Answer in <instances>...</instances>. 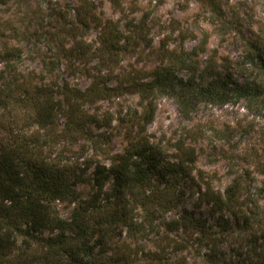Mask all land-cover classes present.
<instances>
[{"label":"trees","instance_id":"trees-1","mask_svg":"<svg viewBox=\"0 0 264 264\" xmlns=\"http://www.w3.org/2000/svg\"><path fill=\"white\" fill-rule=\"evenodd\" d=\"M7 1L0 0V4ZM34 13L38 16L27 17L25 25L8 26L7 21L0 25V63L4 66L0 69V264H95L99 254L111 264L135 263L130 254L116 253L115 229H126L135 237L140 230L136 225L141 222L134 219L137 209L150 216L170 212L180 202L182 186H191L195 179L193 147L180 141L175 152L166 153L147 133L156 100L162 96L175 99L179 112L187 118L200 104L221 105L244 99L250 112L264 116V51L257 48V38L243 36L241 61L226 64L215 56L199 60L195 48L175 52L163 46L154 56L158 62L154 68L136 71L126 82L118 81L113 86L100 79L102 82L95 80L80 89L71 87L55 70L61 58L74 63L87 57L88 51H82L76 45L78 41L69 46L67 40H76L79 28L87 26L88 20H96L93 5L88 3L77 9L70 20L61 9H39ZM46 18L66 34L61 37L57 30L50 32L42 27ZM37 24L41 29L36 28ZM143 28L142 23L133 27L132 32H139L140 41L132 47L131 54L140 44L150 46ZM47 34L52 36L56 54L43 62V69L54 77H42L37 82L29 76V80L21 78L15 69L22 56L21 42L34 44ZM118 34L122 35L116 32V39L103 42L98 50L107 48L106 61H113L118 54L117 43L126 42ZM125 44L122 43L124 50ZM201 45H206V38ZM125 92L137 94L141 106L140 111L122 119L127 126L125 150L110 155L108 165L94 159L79 163L73 158L80 156L66 155L70 150L67 146L79 139L91 141L95 151L107 140L105 132L96 134L90 128H108L111 119L106 114L99 117L89 113L85 105ZM20 104L25 124L15 130L12 124L16 122L9 124L5 118ZM215 135L224 137L221 131L215 130ZM90 168L92 188L84 197L77 186L87 182ZM202 200L217 215L220 236L205 218L186 210L178 219L166 222L168 230L187 231L189 238L205 247L204 264H264V218L258 206H248L243 175H234L223 191L214 192L205 184ZM55 201L74 204L68 217L60 216ZM223 213L233 218L234 225ZM236 226L249 230L252 240L246 258L229 262L222 257L219 244L234 233ZM184 243L174 240L169 244L173 248L177 247L175 244L185 246ZM110 250L115 252L113 257L107 255ZM165 251L166 247L156 245L154 251L147 252L164 259Z\"/></svg>","mask_w":264,"mask_h":264},{"label":"rangeland","instance_id":"rangeland-1","mask_svg":"<svg viewBox=\"0 0 264 264\" xmlns=\"http://www.w3.org/2000/svg\"><path fill=\"white\" fill-rule=\"evenodd\" d=\"M88 3L94 7L96 20H88L85 27L80 25V36L76 40H67L69 46L78 41L76 45L82 47V51H88L87 57L74 63L61 58L55 70L71 87L85 89L93 81H101L100 79L111 86L118 81L126 82L136 75V71L143 72L154 68L158 64L154 56L163 46L174 49L175 52L181 48H195L199 60L205 61L210 56H215L217 61L222 60L226 64V61H241L243 36L250 40L257 38V48L264 51V0H8L4 5L0 4V25L6 21L9 22L8 26L10 23L16 26L25 25L29 19L27 17L32 15L35 19L38 16L34 12L39 9L64 10L70 20L74 18L77 9ZM141 23L144 25L143 34L147 36L146 41H150V46L146 48L140 44V48L131 54L132 47L140 41L137 35L139 32L132 30ZM37 25L36 28L41 29ZM42 27H47L50 32L57 30L61 37L66 34L60 27L55 26L53 20L47 18L42 22ZM118 31L122 33L118 37L126 42L121 40L117 43L118 54L113 61H106L107 48L98 50L105 44L103 42L115 40ZM205 38L206 45L202 47ZM122 43H126V50ZM21 49L22 56L15 63V69L17 68L21 78L29 80V76L33 82H37L42 77L47 80L54 77L43 69V62L51 60L56 54L50 34L34 44L21 42ZM3 67L0 63V69ZM254 75L255 72L249 77ZM241 81L242 78L239 79ZM247 106L244 99L221 105L203 103L185 118L179 112L175 99L162 96L156 100L153 119L146 127L147 133L166 153L175 152V145L180 141L193 147L196 155L193 172L195 179L191 186H182L180 202L170 212H155L150 216L137 209L134 219L141 222L136 225L140 230L135 237L128 234L126 229L116 228L113 244L114 248L115 245L118 246L116 253L119 251V255L125 253L135 257V263L130 264H204L207 249L189 238L187 231H171L165 224L178 219L184 210L192 211L197 217L205 218L208 226L220 236L216 226L217 215L202 200V191L205 184L214 192L223 191L237 174L243 175L247 201L250 203L248 206H258L264 218V116L250 112ZM85 109L99 117L106 114L111 119L108 128H96L93 125L90 128L96 134L105 132L107 140L96 146L95 151L91 141L79 139L67 146L70 150L66 155L80 156L81 158H73L79 163L85 159H94L108 165V157L114 153H122L128 144L124 136L127 126L122 119L140 111L139 97L129 92L109 95L85 105ZM23 111L20 104L16 105V109L8 117L6 114L5 120L9 124L16 122L12 124L15 130L25 124L21 118ZM59 128L60 126L57 127ZM215 130L223 132L224 137L216 136ZM92 170L90 168L87 171V182L77 186L84 197L91 192ZM55 206L60 216L68 217L74 204L55 201ZM223 214L234 225L233 218L228 213ZM235 228L234 233L219 244L222 257L229 262L246 258V250L252 240L249 230L245 231L237 226ZM174 240L185 241V246L175 244L177 247L171 248L172 244L169 243ZM156 245L166 247L164 259L148 254L147 251H154ZM114 254L110 250L107 255L113 257ZM118 254L115 258H118ZM105 258L99 254L95 264H111Z\"/></svg>","mask_w":264,"mask_h":264}]
</instances>
